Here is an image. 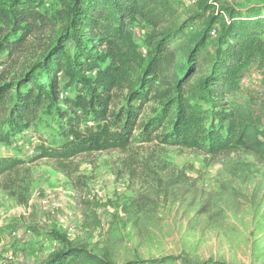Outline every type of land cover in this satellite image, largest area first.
Masks as SVG:
<instances>
[{"label":"trees","instance_id":"obj_1","mask_svg":"<svg viewBox=\"0 0 264 264\" xmlns=\"http://www.w3.org/2000/svg\"><path fill=\"white\" fill-rule=\"evenodd\" d=\"M44 1L0 2V125L13 134L55 117L58 143L41 142L31 162L71 176L77 158L151 143L212 158L240 150L264 162V129L236 100L248 65L264 72L258 7L210 20L184 51L174 45L191 26L166 29L177 18L174 0H59L54 11ZM136 21L150 29L145 58L130 30ZM29 163L0 158V178ZM53 237L63 247L44 264H110L63 234Z\"/></svg>","mask_w":264,"mask_h":264},{"label":"rangeland","instance_id":"obj_2","mask_svg":"<svg viewBox=\"0 0 264 264\" xmlns=\"http://www.w3.org/2000/svg\"><path fill=\"white\" fill-rule=\"evenodd\" d=\"M173 4L177 18L166 29L192 28L174 45L184 51L210 20L227 22L230 11L253 7L264 15V0ZM44 5L54 11L59 0ZM130 30L147 57L150 29L136 21ZM205 47L213 50L207 41ZM22 63L10 68V77ZM240 77L236 100L264 129V72L251 62ZM65 82L61 77V86ZM72 92L73 86L62 90L63 96ZM41 142L58 143L53 115L43 116L35 130L12 134L0 125V158L30 162L0 178V264H44L63 247L55 232L110 264H264L261 159L240 150L212 158L151 143L77 158L68 176L53 163L31 162Z\"/></svg>","mask_w":264,"mask_h":264},{"label":"built area","instance_id":"obj_3","mask_svg":"<svg viewBox=\"0 0 264 264\" xmlns=\"http://www.w3.org/2000/svg\"><path fill=\"white\" fill-rule=\"evenodd\" d=\"M212 35H215V31L212 32Z\"/></svg>","mask_w":264,"mask_h":264}]
</instances>
